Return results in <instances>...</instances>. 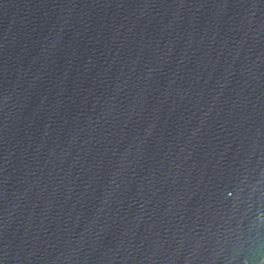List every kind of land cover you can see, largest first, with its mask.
<instances>
[{
	"label": "water",
	"instance_id": "obj_1",
	"mask_svg": "<svg viewBox=\"0 0 264 264\" xmlns=\"http://www.w3.org/2000/svg\"><path fill=\"white\" fill-rule=\"evenodd\" d=\"M0 264H264V0H0Z\"/></svg>",
	"mask_w": 264,
	"mask_h": 264
}]
</instances>
